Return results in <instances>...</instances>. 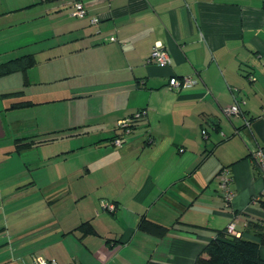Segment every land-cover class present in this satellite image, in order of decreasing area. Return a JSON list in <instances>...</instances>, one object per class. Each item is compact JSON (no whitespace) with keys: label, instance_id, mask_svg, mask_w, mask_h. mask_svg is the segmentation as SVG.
Wrapping results in <instances>:
<instances>
[{"label":"crops","instance_id":"1","mask_svg":"<svg viewBox=\"0 0 264 264\" xmlns=\"http://www.w3.org/2000/svg\"><path fill=\"white\" fill-rule=\"evenodd\" d=\"M83 1L79 19L74 0H0V64L37 60L0 77V264H194L231 222L259 241L264 0ZM158 42L171 65L148 61ZM173 76L195 83L170 89ZM143 110L115 147L119 121Z\"/></svg>","mask_w":264,"mask_h":264},{"label":"trees","instance_id":"2","mask_svg":"<svg viewBox=\"0 0 264 264\" xmlns=\"http://www.w3.org/2000/svg\"><path fill=\"white\" fill-rule=\"evenodd\" d=\"M36 63L37 60L33 54L24 55L4 62L0 64V77L11 75L16 72H22L25 74L27 70L33 67ZM23 94L22 91H18L2 94L1 97L6 99H20ZM31 105L32 103L29 101H20L13 103L11 108H22ZM133 125L131 128H133ZM112 140H114V138ZM41 142L42 141L39 143ZM35 143L36 142L33 141L21 142V140H17L16 151L20 152L25 148L31 147ZM252 226H255L258 231V236L260 237L259 241L244 238L239 231V234H231L228 232V228L220 230L218 231L217 236L204 247L194 264H264V259L260 255V248L264 245L263 224L250 221L249 227ZM78 229L86 230L85 234L95 232L89 223H84Z\"/></svg>","mask_w":264,"mask_h":264},{"label":"built area","instance_id":"3","mask_svg":"<svg viewBox=\"0 0 264 264\" xmlns=\"http://www.w3.org/2000/svg\"><path fill=\"white\" fill-rule=\"evenodd\" d=\"M72 15L79 19H84L89 15L86 3L83 0H74ZM90 21L92 24H97L99 23L100 19L98 17H91ZM148 61L161 67L171 65L169 53L164 45L160 42L153 46V49L148 57ZM194 83L195 81L191 76H173L170 78L168 85L170 89L181 90L193 85ZM224 112L227 116H239L242 114L241 107L238 102L225 107ZM144 115H146L144 110L138 111L132 117L119 121L118 130L121 132V134L115 137L112 141L115 147H121L124 145L126 142V136L131 132V126L135 121L144 117ZM251 156L264 177V147L258 146L257 148L253 149L251 151ZM217 178L223 193L224 204L225 206L229 207L235 196L233 190L231 189L232 178L229 175L227 169H223L218 174ZM103 208L113 212L116 209V205L114 203H105L103 204ZM227 228L229 233L239 234L234 222H231ZM29 264H59V262L54 258L46 259L44 257L37 256L33 257Z\"/></svg>","mask_w":264,"mask_h":264},{"label":"rangeland","instance_id":"4","mask_svg":"<svg viewBox=\"0 0 264 264\" xmlns=\"http://www.w3.org/2000/svg\"><path fill=\"white\" fill-rule=\"evenodd\" d=\"M7 85H8L7 83L3 82L1 87L7 86ZM55 138H58V137H55ZM55 138H52V139H55ZM33 142H36V141H33Z\"/></svg>","mask_w":264,"mask_h":264}]
</instances>
